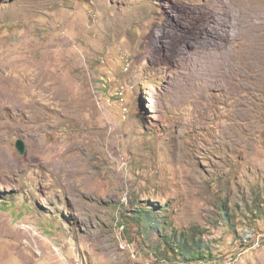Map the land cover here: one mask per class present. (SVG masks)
I'll use <instances>...</instances> for the list:
<instances>
[{"label":"rangeland","instance_id":"obj_1","mask_svg":"<svg viewBox=\"0 0 264 264\" xmlns=\"http://www.w3.org/2000/svg\"><path fill=\"white\" fill-rule=\"evenodd\" d=\"M0 264H264V0H0Z\"/></svg>","mask_w":264,"mask_h":264},{"label":"trees","instance_id":"obj_2","mask_svg":"<svg viewBox=\"0 0 264 264\" xmlns=\"http://www.w3.org/2000/svg\"><path fill=\"white\" fill-rule=\"evenodd\" d=\"M259 203H261L259 199L257 198L254 199V204L258 205ZM144 208L145 206L140 209L141 211L139 213L140 215H136V216H138V218H144L152 226L157 225L158 222L156 221V218L154 217V215H151L152 209H149L147 211ZM256 211H260V207H257L255 209V212ZM143 212H147V213H143ZM223 214H224V218H228L226 215L227 212H224ZM181 238L182 240L178 238V235L175 232H172L169 236H165L164 239L167 242V244L171 247V249H173L174 252L180 254L184 259H189L192 257L194 258L204 257V255L200 253L202 246L197 243L198 239L194 238L193 236L191 237L190 235H186V236L183 235Z\"/></svg>","mask_w":264,"mask_h":264},{"label":"water","instance_id":"obj_3","mask_svg":"<svg viewBox=\"0 0 264 264\" xmlns=\"http://www.w3.org/2000/svg\"><path fill=\"white\" fill-rule=\"evenodd\" d=\"M15 147H16L18 153L22 154L24 152L25 145H24L22 140L18 139L15 143Z\"/></svg>","mask_w":264,"mask_h":264},{"label":"bare ground","instance_id":"obj_4","mask_svg":"<svg viewBox=\"0 0 264 264\" xmlns=\"http://www.w3.org/2000/svg\"><path fill=\"white\" fill-rule=\"evenodd\" d=\"M231 2V1H230Z\"/></svg>","mask_w":264,"mask_h":264}]
</instances>
